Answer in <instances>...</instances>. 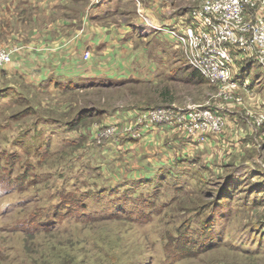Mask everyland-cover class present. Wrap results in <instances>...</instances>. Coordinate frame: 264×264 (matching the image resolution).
<instances>
[{"label": "rangeland", "instance_id": "374dc122", "mask_svg": "<svg viewBox=\"0 0 264 264\" xmlns=\"http://www.w3.org/2000/svg\"><path fill=\"white\" fill-rule=\"evenodd\" d=\"M101 1L0 0V264H264V67L235 60L228 103L171 37L133 30L118 75L68 72L87 23L142 10L173 24L200 2ZM50 63L65 75L34 80ZM205 106L225 123L204 143L164 125L122 134L147 110Z\"/></svg>", "mask_w": 264, "mask_h": 264}, {"label": "built area", "instance_id": "2783aa9c", "mask_svg": "<svg viewBox=\"0 0 264 264\" xmlns=\"http://www.w3.org/2000/svg\"><path fill=\"white\" fill-rule=\"evenodd\" d=\"M262 11L264 0H200L189 11L187 20H177L173 24L153 23L148 14L140 10V19L134 26L139 33L153 30L171 37L182 48L187 64L205 81L228 89V103L240 102L241 98L233 93L238 83L233 79L231 65L235 60H254L264 67ZM89 57V51H85L84 59ZM11 58V50L0 45V65ZM262 120L259 117L258 123ZM224 123V117L211 106L181 114L167 109L147 110L133 128L123 129L122 134L137 140L143 131L164 125L171 129L183 128L188 131L190 140L199 144L219 134ZM106 134L105 131L101 135Z\"/></svg>", "mask_w": 264, "mask_h": 264}, {"label": "crops", "instance_id": "0c3cea01", "mask_svg": "<svg viewBox=\"0 0 264 264\" xmlns=\"http://www.w3.org/2000/svg\"><path fill=\"white\" fill-rule=\"evenodd\" d=\"M106 1L102 0L101 2ZM263 12V11H262ZM264 13V12H263ZM138 22V20H132L131 23H120L116 29H103V28H97L96 30H93L92 26L86 24L89 29L88 33L92 36L91 42L89 40L81 39V42L79 41L76 46L78 47V52H83L88 49L90 52V57L88 59H82L78 60L80 58V55L78 52H75L71 54L69 57H66V62H70L72 66L71 68L66 69L68 72H72L71 69L76 68L78 65L77 63L85 62L87 71L81 72L82 74H88L92 75L94 73L96 74H103L106 77L109 78L110 76L112 78V75H118L119 72L122 70L119 60H115L113 56L119 55L122 51H131L132 47L130 44V40L126 41L128 39V35H130L133 31V25ZM88 37V36H87ZM86 39V38H85ZM89 41V42H88ZM88 42V44H84ZM94 43L95 47L97 49H100V54L95 55L92 51V45ZM116 53V54H115ZM57 56L55 55V58ZM81 59V58H80ZM66 66V65H65ZM65 69V68H64ZM63 68L61 69L57 65L49 64L48 67L40 68V72L38 76L34 80H45L46 78H57L59 75H65L63 73H66ZM126 70V68L124 67ZM119 70V71H118ZM49 75V76H48ZM103 78V79H105ZM236 113V112H234ZM238 125L234 123L232 118L230 117L228 113V136L233 135L234 131L236 132V127ZM239 128V127H238ZM240 137H243L242 134ZM233 138V137H232ZM240 139V138H239Z\"/></svg>", "mask_w": 264, "mask_h": 264}, {"label": "trees", "instance_id": "16d2710c", "mask_svg": "<svg viewBox=\"0 0 264 264\" xmlns=\"http://www.w3.org/2000/svg\"><path fill=\"white\" fill-rule=\"evenodd\" d=\"M133 30H136L134 25H133Z\"/></svg>", "mask_w": 264, "mask_h": 264}]
</instances>
